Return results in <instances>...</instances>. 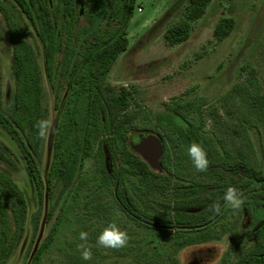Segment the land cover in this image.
Instances as JSON below:
<instances>
[{
  "label": "rangeland",
  "instance_id": "1",
  "mask_svg": "<svg viewBox=\"0 0 264 264\" xmlns=\"http://www.w3.org/2000/svg\"><path fill=\"white\" fill-rule=\"evenodd\" d=\"M59 23L58 32L69 49L58 53L55 59L53 81L46 74L43 47L29 20L21 12L14 0H0V111L8 118L15 115L16 78L14 75V45L9 32L8 17L15 19L28 35L29 43L36 54L40 71L41 113L43 119L51 120L53 129L46 139H41L35 154L41 183L37 184L29 173L18 143L0 126V192L5 198L13 239L11 252L5 264H67L70 250H78L79 232L97 229L96 237L88 239L92 259L87 264H144L137 260L138 253L127 256L115 255L113 249L98 248L96 239L110 222H115L126 231L132 242L144 249L159 246L166 241V234L174 233L164 223L156 228L147 222L134 221L117 205L114 193L107 191L95 200V206L88 207V199L83 198L85 179L97 172L94 154L80 157L77 172L70 186L55 178L50 182L49 169L54 156L56 130L66 106H73L74 98L69 96L73 85L69 72L80 66L87 56L86 47L92 38L107 27V19L94 27L100 11L98 0H75L77 18L72 31L68 33L61 0H48ZM112 0H109L111 3ZM129 6L128 18L120 27L125 29L129 45L107 76V81L116 88L131 91L130 111L137 114L136 129L130 132L128 145L139 143V136L155 135L161 139L163 154L168 149L175 153L174 140L189 145L184 132L190 125L210 123V132L203 133L216 141H224L233 148L243 147L250 157L264 168V131L241 121L235 102L226 98L227 93L238 82H245L248 72L243 67H254L264 85V0H213L206 14L194 24L190 38L176 46L165 40L166 30L180 21L188 0H125ZM8 17H7V16ZM224 17L235 20L232 34L222 42L214 36L216 24ZM123 26V27H122ZM74 45L76 48L73 49ZM59 94L60 99L56 97ZM236 127L239 132L236 133ZM165 138H163V137ZM173 137V138H170ZM133 151V150H132ZM134 152V151H133ZM137 154L136 152H134ZM180 155L182 152L177 150ZM105 165L110 171V158L104 151ZM139 155V154H137ZM149 167L169 176L163 169L162 156L150 162L139 155ZM175 161H183L182 178L171 171V184L164 188L171 196L175 189H186L199 183L196 192L207 196L212 191L209 184H203L194 166L177 156ZM239 183L242 172H232ZM32 176V177H31ZM12 181L25 194L28 202L27 219L22 229L16 227L14 209L18 204L17 195L8 189L6 181ZM133 200L138 208L152 215L168 213L163 207L161 194L149 193L136 182L130 184ZM154 196H153V195ZM77 197V199H76ZM89 206V205H88ZM205 206L190 210L203 211ZM162 209V210H161ZM171 212L172 209L170 208ZM88 214L81 218V214ZM88 217L90 221L88 224ZM230 219V220H229ZM43 231L38 248L33 255L37 241ZM196 231L195 237L200 239ZM208 240L198 242L180 250L177 264H225L226 255L234 237L239 252L251 249L257 241L264 242V207L253 212L247 209L229 213L209 231ZM165 236V237H164ZM49 237L50 246L35 263V256ZM101 250L96 254L93 250ZM147 264V263H145Z\"/></svg>",
  "mask_w": 264,
  "mask_h": 264
},
{
  "label": "trees",
  "instance_id": "2",
  "mask_svg": "<svg viewBox=\"0 0 264 264\" xmlns=\"http://www.w3.org/2000/svg\"><path fill=\"white\" fill-rule=\"evenodd\" d=\"M61 1L69 33L77 18V6L75 0ZM98 1L100 11L95 18L94 27L97 28L104 19H107V27L96 34L90 45L86 47L87 56L82 65L76 63L77 69L69 72L68 78L72 79L73 85L69 90L68 98H74L75 103L73 106L67 105L60 117L55 133L53 161L49 169L50 182L56 178L63 180L65 187L70 186L77 172L80 157L85 158L94 154L99 142L101 147L96 156L97 172L85 179L87 187L83 198L88 199L87 208L95 206V200L104 195L103 191L107 189L114 193L117 205L132 220L147 222L156 228L160 227V223H164L165 227H169L171 231L174 229L176 233L166 234V238L170 239H166L159 246L144 249L128 242L127 247L113 249V253L127 256L137 252L138 262L144 264H177V254L180 250L201 242L200 240L211 238L213 234H209V231L216 224L222 223V219L228 217L230 212L237 211L229 209L215 216L208 211L209 206L216 201L223 204L222 197L227 187H236L244 193L247 199L243 208L248 212L264 207V168L253 161L250 153L243 147L233 148L222 140L208 138L203 133L205 122H202L199 125H190L184 136L188 145L197 142L207 151L210 161L208 170L198 172V175L203 180V184L211 186L212 191L207 196L199 195L196 192L199 183L192 182V188H177L171 196L164 192V188L171 184L172 169L173 174L177 173L182 178L184 162L175 161V158L178 159L177 156L182 155V159L188 161L189 167L193 164L186 154L187 148L177 139H173L174 146L177 147L175 153L166 149L161 159L162 167L170 173L169 176L153 171L130 149L128 140L130 132L136 129L137 121V114L130 111L131 91L124 87L116 88L107 81L109 72L129 45L127 31L117 29L118 26L115 28L114 25L116 22L119 27L124 24L123 20L128 18L129 6L125 0H112L111 3L109 0ZM212 1L188 0L180 21L171 25L165 32L167 44L176 46L187 41L194 24L206 14ZM14 2L35 30L43 47L46 74L53 81L56 56L70 47L63 37V32L61 31L60 34L58 32L60 26L50 3L48 0H14ZM8 25L14 45V75L17 83L14 96L15 115L12 119H8L0 111V126L18 143L29 173L39 184L41 178L35 154L41 139L37 135L35 124L43 119L40 103V71L27 33L12 17H8ZM235 26L233 18L224 17L216 24L214 36L222 42L232 34ZM243 70L248 72L246 81L236 83L227 93L226 98L235 102L241 121L264 131V85L254 67H243ZM56 98L60 99L59 94ZM233 128L236 133L239 132L236 127ZM105 150L110 158V171L104 162ZM177 150L182 153L179 155ZM236 171L242 172L244 176L241 183L231 174ZM133 182L139 186L143 185L149 193L161 194L160 201L162 200L163 207H167L168 213L152 215L138 208L130 189V184ZM6 185L17 195L18 204L14 209L15 225L22 229L27 219V199L12 181L7 180ZM203 206H205L203 211L195 213L190 211ZM87 215L83 212L80 216L86 218ZM87 219L89 224L91 219L90 217ZM10 225L5 198L0 192V264H5L10 256L13 239ZM196 231H199L200 239L195 237ZM96 232L97 229L93 227L89 238L94 239ZM50 240L48 237L37 251L35 263L49 248ZM236 246L233 237L225 264H264V242L257 241L251 249L243 252H239L240 249L237 250ZM93 251L96 254L101 252L98 249ZM69 257L67 264H87V261L81 259L79 250H70Z\"/></svg>",
  "mask_w": 264,
  "mask_h": 264
},
{
  "label": "clouds",
  "instance_id": "3",
  "mask_svg": "<svg viewBox=\"0 0 264 264\" xmlns=\"http://www.w3.org/2000/svg\"><path fill=\"white\" fill-rule=\"evenodd\" d=\"M35 127L38 130V137L40 139H46L49 136L50 131L53 129V123L48 119H40L36 122ZM204 130L206 132L211 131L210 123ZM186 154L197 172H206L208 170L210 161L208 159L207 151L202 144L197 142L191 143L186 149ZM246 199L247 197L241 190L229 186L223 194V204H221L220 201H216L209 206L208 211L215 216L221 214L222 211L229 209L234 211L240 210L243 208ZM78 238L83 242L77 245L81 259L85 261L91 260L92 250L87 244L89 233L86 231H80ZM129 239L130 237L126 231L122 230L115 222H110L98 235L96 246L104 249H121L127 247Z\"/></svg>",
  "mask_w": 264,
  "mask_h": 264
},
{
  "label": "water",
  "instance_id": "4",
  "mask_svg": "<svg viewBox=\"0 0 264 264\" xmlns=\"http://www.w3.org/2000/svg\"><path fill=\"white\" fill-rule=\"evenodd\" d=\"M139 140L140 141L138 144H133L131 147L134 152L141 155L144 159L150 162H153L162 156L163 145L159 137L155 135L145 136L144 134H141L139 136ZM42 234H43V231L41 232V235L37 241L33 255L38 248V244L40 242Z\"/></svg>",
  "mask_w": 264,
  "mask_h": 264
}]
</instances>
